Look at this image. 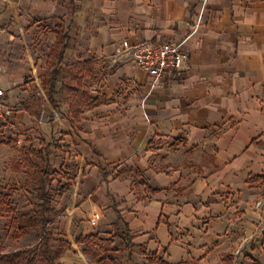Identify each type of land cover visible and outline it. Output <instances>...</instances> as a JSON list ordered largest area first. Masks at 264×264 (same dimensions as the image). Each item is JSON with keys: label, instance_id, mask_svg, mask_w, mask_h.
Wrapping results in <instances>:
<instances>
[{"label": "crops", "instance_id": "0c3cea01", "mask_svg": "<svg viewBox=\"0 0 264 264\" xmlns=\"http://www.w3.org/2000/svg\"><path fill=\"white\" fill-rule=\"evenodd\" d=\"M54 19L70 32L66 65L95 60L94 100L108 101L85 108L78 131L51 106L83 171L60 194L71 201L57 217L71 254L91 258L77 238L109 222L122 234L129 226L136 249L164 264H223L229 255L264 264V0H0L7 128L44 120L24 109L34 94L18 100L13 89L28 72L38 86L28 30ZM181 41V76L152 89L131 49ZM124 82L133 95L118 98ZM126 169L141 176L115 177Z\"/></svg>", "mask_w": 264, "mask_h": 264}, {"label": "rangeland", "instance_id": "374dc122", "mask_svg": "<svg viewBox=\"0 0 264 264\" xmlns=\"http://www.w3.org/2000/svg\"><path fill=\"white\" fill-rule=\"evenodd\" d=\"M59 22L60 19H54L44 22L40 27L36 23H33L29 27L28 31L36 29L34 36L29 37V46L32 52H34L33 50L39 49V56L34 54V59H36L34 61L37 65V74L40 81L37 86V84H35L36 79L34 78V74L28 72L23 80V84L21 83L13 89L14 96L18 100H21L28 94H34L35 98L32 100L37 104L40 102L41 117L44 118L43 122L41 120L40 122L33 120V122L18 124L14 130H11L0 121V190L4 192V194L10 195L13 207H16L18 211L32 210V208L34 209L38 204L36 193V187H38V185L35 183V180H33L34 178H32L33 171L26 165L27 160H31L34 164H38L43 168H45L44 162L49 164L51 174L50 180L52 183L51 188L55 189L59 184L61 186L65 185L67 186L66 193L75 187L77 177L83 174V171L77 164L80 154L76 153V149H72V141L68 138L67 133H65V128L61 124L60 119H51V105L47 103L43 95L44 89L41 83L43 78L51 75L50 72L58 61L55 58L49 60L48 56L52 46H54L52 44L54 37L52 31ZM0 28L1 30L4 29L2 27ZM1 46L0 54L4 55V53H6V48L3 45ZM20 51L19 53H21ZM72 62L71 59H68L65 61V65L72 64ZM21 64L25 65L24 63ZM94 80L95 78L87 79L84 86V89L88 91L90 99L92 100L97 96L95 94L96 86ZM4 86L8 89V84L4 83ZM61 86L62 84L59 85L60 88ZM129 88L131 89V86H129L127 82H124L115 96L124 98L128 95H133V91ZM71 99L72 95L67 90L63 91L58 96L64 113L68 111V103ZM37 104H35V106H37ZM112 167L113 166L108 165L106 169L113 172ZM120 171L118 170V172ZM134 186L135 190H137L141 186V183L136 180ZM52 192L54 196V207L59 208L60 213H65L67 207L69 205L71 206L70 199L63 200V195H60L58 191L52 190ZM90 218H95V214L93 213L87 216L84 222L90 223ZM10 220L11 214L4 213L0 215L1 251L17 252L19 249L36 245L37 234L39 232L38 229L32 230L26 237H21L19 234L15 233V229L11 225ZM59 222L61 223V218H57L55 223L50 225L49 229L57 236L66 238L65 231H62ZM92 227L93 231L97 232L96 234H92L96 238L95 241L103 246L110 257L107 261L99 264H163L157 254H148L146 250L136 249L134 245L131 247L132 250L129 251L125 240L120 237L122 231L125 229L123 224L120 225V227H112L109 222H106L101 225L97 223L96 226L92 225ZM79 248L84 249V246L81 245ZM71 252L73 251H69L64 255L62 264H87V262L89 264H96L89 257L90 261L88 258L85 261L80 257H74ZM130 253H132L131 257ZM179 264L199 263L194 260ZM223 264H250V262H236L235 257L229 255L225 257Z\"/></svg>", "mask_w": 264, "mask_h": 264}, {"label": "trees", "instance_id": "16d2710c", "mask_svg": "<svg viewBox=\"0 0 264 264\" xmlns=\"http://www.w3.org/2000/svg\"><path fill=\"white\" fill-rule=\"evenodd\" d=\"M52 33L56 36V42L51 48L48 59L55 58L58 61L52 68L51 75L43 78L42 86L46 98L53 109L68 120L74 131H78L84 108L87 106L96 107V105L108 103V101L104 99L103 102H98V98L91 101L88 91L84 89L85 81L95 77L94 67L96 61L87 60L64 66L66 55L71 45L70 32L65 24L60 22L53 28ZM60 84H62L61 88L59 87ZM65 90L72 95V99L68 103L70 106L67 114L62 112V107L58 100V96ZM35 104L37 103L34 100L31 103L27 102L24 109L37 119L41 117V104L40 102H38L37 106ZM26 163L33 171L32 178L38 185L36 187L38 204L32 210L18 211L16 207H13L10 195L4 194L0 190V215L4 213L11 214L10 223L14 227L15 233L21 237H26L32 230L38 229L37 243L32 247L19 249L17 252H4L0 249V264H62V258L67 252L73 250V245L66 239L52 233L49 228L60 215V211L53 205L54 196L52 195V190L58 191L59 194H64L67 186L59 184L55 189L51 188L49 164L44 162L45 168H43L38 164H34L31 160H27ZM126 173H135L137 176H141V171L139 170L126 169L123 172H119L115 177H120L121 174ZM110 176L111 174L104 173L106 180ZM119 218L122 219L121 216ZM128 227L120 237L125 240L129 251H131L133 238ZM95 239L94 236H80L77 238V244L83 245L85 254L91 256L94 263L99 264L107 261L110 257L103 246L99 245ZM131 256L132 253H130ZM162 263L164 264V262ZM255 264L261 263L256 261Z\"/></svg>", "mask_w": 264, "mask_h": 264}, {"label": "built area", "instance_id": "2783aa9c", "mask_svg": "<svg viewBox=\"0 0 264 264\" xmlns=\"http://www.w3.org/2000/svg\"><path fill=\"white\" fill-rule=\"evenodd\" d=\"M1 29V28H0ZM185 41L162 42L153 45H140L131 49V54L137 65L153 79L152 89L167 77H180L185 61ZM152 92V91H151ZM6 92L0 88V120L5 121L11 108L5 102ZM8 128L15 129L14 124ZM21 144V142H20ZM261 202L257 204L261 206ZM95 224V221H93Z\"/></svg>", "mask_w": 264, "mask_h": 264}]
</instances>
